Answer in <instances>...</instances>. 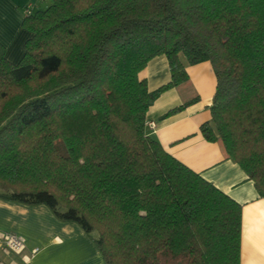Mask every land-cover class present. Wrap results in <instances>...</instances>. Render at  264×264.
<instances>
[{
	"label": "trees",
	"instance_id": "trees-1",
	"mask_svg": "<svg viewBox=\"0 0 264 264\" xmlns=\"http://www.w3.org/2000/svg\"><path fill=\"white\" fill-rule=\"evenodd\" d=\"M24 16L16 64L0 45V199L44 205L103 264H239L241 206L146 131L150 103L209 62L219 142L264 199V0H46ZM164 56L170 80L140 72ZM194 99L169 110L184 109Z\"/></svg>",
	"mask_w": 264,
	"mask_h": 264
},
{
	"label": "crops",
	"instance_id": "crops-1",
	"mask_svg": "<svg viewBox=\"0 0 264 264\" xmlns=\"http://www.w3.org/2000/svg\"><path fill=\"white\" fill-rule=\"evenodd\" d=\"M44 3L46 0H0V45L9 62L20 61L23 45L30 37L22 27L24 9L31 6L33 13ZM181 61L188 80L151 102L145 119L154 127L146 125V131L166 153L241 206L239 264H264V199L241 168L227 157L221 144L207 142L199 130L210 119L208 107L216 86L212 67L209 62L189 65ZM139 76L145 79L149 93L167 84L170 73L166 58L151 59ZM192 99L181 111L165 116ZM0 231L23 236L27 251L38 249L24 260L0 252V264H103L93 239L78 224L57 219L44 205L0 199Z\"/></svg>",
	"mask_w": 264,
	"mask_h": 264
},
{
	"label": "built area",
	"instance_id": "built-area-1",
	"mask_svg": "<svg viewBox=\"0 0 264 264\" xmlns=\"http://www.w3.org/2000/svg\"><path fill=\"white\" fill-rule=\"evenodd\" d=\"M31 6L24 9V14L31 13ZM150 127H154V123H148ZM38 249L33 248L27 251L26 239L23 236L12 232L0 231V252L4 255H18L22 260L30 258L37 253Z\"/></svg>",
	"mask_w": 264,
	"mask_h": 264
},
{
	"label": "rangeland",
	"instance_id": "rangeland-1",
	"mask_svg": "<svg viewBox=\"0 0 264 264\" xmlns=\"http://www.w3.org/2000/svg\"><path fill=\"white\" fill-rule=\"evenodd\" d=\"M46 5H47V4L44 3V4L41 6V8H42V9H45V8H46ZM213 74H214V73H213Z\"/></svg>",
	"mask_w": 264,
	"mask_h": 264
},
{
	"label": "water",
	"instance_id": "water-1",
	"mask_svg": "<svg viewBox=\"0 0 264 264\" xmlns=\"http://www.w3.org/2000/svg\"><path fill=\"white\" fill-rule=\"evenodd\" d=\"M151 104V103H150Z\"/></svg>",
	"mask_w": 264,
	"mask_h": 264
}]
</instances>
